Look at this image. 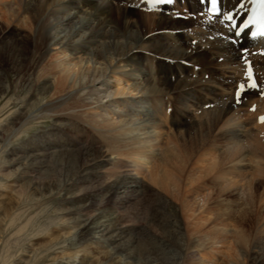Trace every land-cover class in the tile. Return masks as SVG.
Masks as SVG:
<instances>
[{
  "label": "bare ground",
  "instance_id": "bare-ground-1",
  "mask_svg": "<svg viewBox=\"0 0 264 264\" xmlns=\"http://www.w3.org/2000/svg\"><path fill=\"white\" fill-rule=\"evenodd\" d=\"M240 2L247 5V0ZM19 3L30 22V33L24 32L30 45L21 58L11 38L1 40L0 62L6 58L19 71L16 85L29 89L7 97L6 105L14 109L0 138L18 136L50 119V127L2 151L8 155L5 165H17L13 182L20 192L31 188L29 195H37V179L50 166L62 173V210L68 215L63 227L79 243L98 244V264H133L132 255L154 264H244L247 259L264 264V213L250 230L235 224L220 227L211 217L219 208L230 215L234 196H245L241 203L249 204L257 183L263 185L260 197L264 195V96L254 97L264 93L259 84L264 78L261 41L235 36L223 14L208 16L198 0H175L160 11L148 10L142 0ZM236 4L223 0V9L236 16L244 9L234 8ZM204 59L208 64L200 67L197 61ZM208 72L211 77L203 80ZM3 74L0 69V93L9 90ZM253 82L256 88H249ZM111 84L116 87L109 89ZM242 84V102L237 103L235 93ZM92 105L100 108L92 112ZM190 133L185 142L182 135ZM157 148L162 154L149 166V179L164 188L175 186L178 209L131 172L114 173L129 166L120 156L147 170ZM198 159L207 162L195 176L191 170ZM203 178L216 185L219 202L209 204L212 195L203 192L208 185ZM141 200L150 210L137 207L134 214L149 218L157 233L128 214ZM199 227L202 235L184 240L185 230ZM62 247L57 243L53 249ZM172 251L179 260L170 256ZM42 252L25 248L7 264H40ZM76 256L57 257L54 264H91Z\"/></svg>",
  "mask_w": 264,
  "mask_h": 264
},
{
  "label": "rangeland",
  "instance_id": "rangeland-1",
  "mask_svg": "<svg viewBox=\"0 0 264 264\" xmlns=\"http://www.w3.org/2000/svg\"><path fill=\"white\" fill-rule=\"evenodd\" d=\"M20 1L21 0L19 1L18 0H3L1 2L0 10L4 11L5 16L7 17V20H4L5 17H3V15L0 12V15H2L0 16L1 18L0 19V41L11 38V42L17 45L16 50L19 52L21 58H23L25 53L28 51V48L30 45L29 43H25V39H24V32L30 33V22L28 21V15L25 12L26 10H23V7L19 3ZM7 28L8 30H6ZM51 53L52 51H50L49 54ZM2 59L3 60H1L0 62V69H2L4 72L3 74L4 78H2V83L4 86H7L9 90L5 91L4 93L2 91V93H0V134L2 132L4 133V131L7 129V121L9 119L8 113H11L14 109V107L12 106L10 107V105H6L7 97L13 92L16 93L17 90L18 91L16 94H22L23 92H26L29 89L25 85H21V84L16 85L17 75L19 71L11 69L9 67V63L6 58H2ZM201 60L197 61V64L200 67H206L208 64V60L206 59H204L203 61ZM205 60L207 63L205 62ZM202 77H203V80H207L211 77V74L209 72L204 73ZM261 80L262 81H260L259 84L263 85L264 87V78L262 77ZM200 83H204V81H201ZM33 87H37V86L35 85ZM115 87L116 86H113V84H111L109 86V89H114ZM261 96H264V93L256 94L254 97L259 98ZM96 108H100V107H96L95 105L90 106V110H92V112ZM97 110L99 111V109ZM246 117H248V115H246ZM243 119L246 120L247 118L243 117ZM31 126L27 132L25 131V133L24 132L21 133L22 135L21 134H18V136L15 135L11 137L12 139L9 137V139H7L8 141L6 140V138H4V136L3 138L2 137L0 138V223H1L0 224L1 226V229H0L1 230L0 231V264H7L8 261L12 260V256L19 253L21 250L25 248H31V247L38 249V250H43V252L41 253L43 255V258H42V255L40 254V260H38V262H41L40 264H54L55 258L57 257L64 258L66 256H72V254L77 255L76 256L77 259L75 258L76 260H81V261L88 260V262H91V264H98L100 261H102L100 260L101 254L100 253L97 254L95 252V249H98L97 247L98 244L95 245L91 243V241H85V242L83 241L79 243L78 240L75 239V237L67 234V231H69V228L63 227L66 224L65 222H66V218L68 217V215L65 211L62 210V207L66 206V204L61 201V193L64 187L62 184L64 183V179H65L62 173H59L57 169L54 168L53 166H50L49 168L51 169H48V171L50 170L49 171L50 174H52L53 171L56 172V174L53 173L51 175L52 177L54 175L53 178L50 176V174H48V171L46 174L43 173L44 176L40 173L39 177H41V180L43 179L45 180L46 175L47 176L49 175L48 176L49 178L46 179L47 181L45 180L46 182L43 181V183L40 179H37L39 183L41 182L40 185L38 183V186L35 189V192L38 191L37 195H29V192L32 191L31 188L23 187L22 191L20 192L21 189H20V186H17L18 183L16 184L13 182L17 178L18 171L15 168L17 165H14V166L5 165L4 161H6L5 159L8 155H6L7 152H2V151H4V149H6L5 151L7 150L9 151L8 148L12 147V145L14 146V145L22 144L23 140L32 137L39 129L50 127V119L43 118V120L41 121L39 120L37 123H34ZM167 127L168 126L163 128V133L169 130ZM192 134L190 133V134L182 135L185 139V142H189ZM262 141H264V138ZM161 152H162V149L157 148V151L153 155V159H150L152 161L151 162L149 161V163L145 165L147 166V170L142 169L141 167L132 166L129 158L124 157V156H120L118 157V159L120 158L121 161H126L124 163L128 164L129 166H124L119 170H115V169L113 170H115L114 171L115 174L124 172V171L131 172L132 174L136 175L141 181H143L144 183H147V186L153 187V189L157 190L159 193L164 195V197L166 195L167 199L172 202L175 208L178 209L181 203L179 202V200H176V198H174L176 194L178 193L177 188H176L177 191H175V186H172V184L170 185L168 184L169 187L166 186L167 188H164L165 186H162L164 188L163 189L159 182L155 184L152 181V179L151 180L149 179L150 177L147 172L149 170V166L151 165L154 166L155 162L159 161L158 158H160L162 154ZM195 159L197 160V158ZM196 160H194L195 162L192 165L194 169L192 168H189V169L190 170L192 169L191 171L195 170V173H194L195 176L196 175L200 176L203 171L201 166L207 161L204 163H201L200 159H198V161ZM52 168H53V171H52ZM109 173H111V170H109V172L106 174L108 175ZM260 179L264 180V176H262ZM35 181H36V178H35ZM201 182H203L205 186L206 184L210 182V179L203 178ZM257 185L259 186L256 188V191H255L257 193H254L253 199L249 202V204L248 203L245 205L243 204L245 207L242 205V203L244 202V200L242 199H244L245 196L241 198L242 195H240L241 197L240 196L233 197L234 202L232 203H234L233 204L234 206L231 205V207L229 208L232 211V212L230 211L228 212L230 215H227L225 213L227 211L224 212L222 208L216 209V211L214 212V214L211 215V217L213 219L216 218L215 223H217V226H220V225L223 226V224L224 225L232 224L231 226H233L235 224V225H238L239 229L241 228V225L244 227V230L251 229V226L253 225L254 222H256L257 218L259 219V217H261V215H263L264 213V207H263L264 201H260L264 199V195L263 197H260L262 196L263 185L260 186L258 183ZM206 187H207L206 190H204L203 192L205 193L210 192V194L212 195V198L209 204L210 203L213 204L214 202L215 203L219 202L218 198L217 199L215 198L216 197L215 192L217 190L216 185L208 184ZM16 191L20 193H17ZM203 192H201V195L204 194ZM237 197H239L240 200L239 198L237 199ZM141 202L134 203L128 210V214H131V216L132 215L135 216V217L132 216L133 222L136 221L135 218L140 217V216L136 217V214H137L136 212L138 211L136 209L137 207L138 209H140L141 207L144 208V213L146 211V207L148 206V204H145L144 202L141 203ZM237 203L239 204L237 205ZM147 208L149 209V207ZM139 219H141V224H143L144 226L147 225L146 228H148L149 232H153V234L157 233L156 228L148 223V220H150L149 218L146 221L145 219L143 220L141 217ZM133 222L130 221L129 223H133ZM193 224L194 223H192V226ZM65 226L67 227V225ZM201 229L203 228L199 227L197 230H194V231L185 230L184 232L185 235L183 236L184 240H187L189 237L195 238V237H198L199 235H202L201 233L203 232ZM230 230L233 231L232 229ZM64 231H66V233H63ZM188 233H190V236H188ZM57 243L59 244L62 243L64 248L62 247L57 250L53 249L54 247H56ZM140 245L143 246V244L141 243ZM83 247H85L86 249L84 248L83 250ZM107 249L109 250L110 247ZM223 251L224 252L227 251L226 253L230 255L232 254L231 256L236 257V253L232 249L226 248V249H223ZM170 256L175 257L179 260V254L176 253L175 251H172ZM219 257L223 258L222 254ZM122 258H124V256H122ZM239 258L240 260H242V257L239 256ZM129 260L133 264H142L143 261L147 262V264H154V261L152 259H149V258L144 259L140 256L134 257V255H132L131 259ZM243 263L251 264L249 259H247Z\"/></svg>",
  "mask_w": 264,
  "mask_h": 264
},
{
  "label": "snow or ice",
  "instance_id": "snow-or-ice-1",
  "mask_svg": "<svg viewBox=\"0 0 264 264\" xmlns=\"http://www.w3.org/2000/svg\"><path fill=\"white\" fill-rule=\"evenodd\" d=\"M146 2L151 3L152 5H173L175 3V0H146ZM203 3H210L211 9L210 11L217 16L223 14L224 20L227 21H233L234 15L231 12L225 11L223 9V0H202ZM258 3L261 4L262 8H264V0H257ZM234 8L237 9H243L245 7V4L240 2V0H237V4L233 5ZM257 20L252 18L243 23L242 26H238L235 23L231 25L232 28H238L239 30L235 31V36L239 37L242 33H245V30L249 29V26L252 24H256ZM252 37H264V14H262V17L259 21V28L257 31L252 32ZM244 53L247 52V50H243ZM249 78H251V68H249ZM249 88H256V83L253 82L252 84L248 85ZM245 86L242 84L240 85V91L237 93L236 102L240 103L241 101V93L244 92ZM261 122H264V118L261 119Z\"/></svg>",
  "mask_w": 264,
  "mask_h": 264
}]
</instances>
